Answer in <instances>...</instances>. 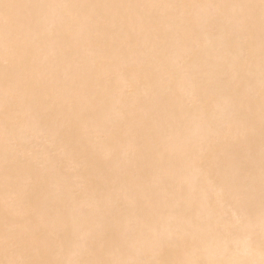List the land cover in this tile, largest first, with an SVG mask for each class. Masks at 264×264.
Instances as JSON below:
<instances>
[{
  "label": "bare ground",
  "instance_id": "bare-ground-1",
  "mask_svg": "<svg viewBox=\"0 0 264 264\" xmlns=\"http://www.w3.org/2000/svg\"><path fill=\"white\" fill-rule=\"evenodd\" d=\"M3 2L0 259L264 264L259 0Z\"/></svg>",
  "mask_w": 264,
  "mask_h": 264
},
{
  "label": "snow or ice",
  "instance_id": "snow-or-ice-1",
  "mask_svg": "<svg viewBox=\"0 0 264 264\" xmlns=\"http://www.w3.org/2000/svg\"><path fill=\"white\" fill-rule=\"evenodd\" d=\"M53 7L51 5H40V4H11L4 3L3 0H0V22L3 23V36H4V47L5 54L7 55L9 52L15 50V54L21 57L27 55V47L24 43V35L26 32L30 31L33 28V25L37 23V21L32 18H13L9 15L10 9L16 8H47ZM61 7H102L97 5H63ZM129 7H140V6H129ZM176 7V6H173ZM229 7H239L242 9H248L250 12H254L257 8L259 9L260 16V27H261V112H260V131H261V163H260V175H261V196L262 200H264V0H259V4H241V5H232ZM7 64V60L5 62ZM249 132L254 131V124L249 121L248 123ZM5 131L7 133V125L5 126ZM249 159L251 158V153L248 154ZM7 154L5 157V162L7 163ZM242 161L236 160L234 161L235 168H239ZM239 194L244 195L249 189H239ZM0 264H60V262H52L45 261L40 259H14V258H6L0 259ZM75 264H168L165 261H131V260H120V261H112V260H89V261H77Z\"/></svg>",
  "mask_w": 264,
  "mask_h": 264
}]
</instances>
